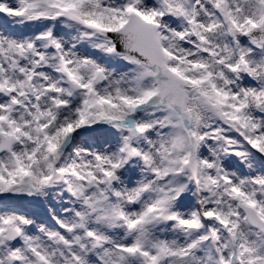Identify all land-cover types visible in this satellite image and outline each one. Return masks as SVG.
Segmentation results:
<instances>
[{"label": "snow or ice", "instance_id": "6c2138e0", "mask_svg": "<svg viewBox=\"0 0 264 264\" xmlns=\"http://www.w3.org/2000/svg\"><path fill=\"white\" fill-rule=\"evenodd\" d=\"M0 264H264V0H0Z\"/></svg>", "mask_w": 264, "mask_h": 264}]
</instances>
